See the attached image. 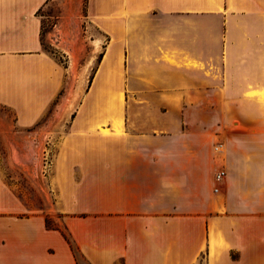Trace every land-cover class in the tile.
Masks as SVG:
<instances>
[{
    "label": "crops",
    "instance_id": "1",
    "mask_svg": "<svg viewBox=\"0 0 264 264\" xmlns=\"http://www.w3.org/2000/svg\"><path fill=\"white\" fill-rule=\"evenodd\" d=\"M47 1L0 0V106L17 131L66 89L41 43ZM86 12L103 51L82 100L58 107L70 120L48 172L86 263L264 264V0H86ZM215 104L219 155L195 117ZM0 264H77L1 174Z\"/></svg>",
    "mask_w": 264,
    "mask_h": 264
},
{
    "label": "rangeland",
    "instance_id": "2",
    "mask_svg": "<svg viewBox=\"0 0 264 264\" xmlns=\"http://www.w3.org/2000/svg\"><path fill=\"white\" fill-rule=\"evenodd\" d=\"M37 14L42 21L43 49L53 54L66 69V89L61 90L54 106L38 125L24 130L17 131L12 113L0 106V174L9 190L23 201L25 214L39 212L45 215L49 226L67 232L54 206L55 193L49 184L48 169L44 172L43 152L48 150L52 160L58 150L59 140L70 120L60 115L58 107L66 101V109L75 108L82 100L101 57L105 38L93 36L96 32L87 18L86 0H48ZM217 97V102H222V96ZM195 117L214 129L212 151L221 154L224 148L222 105L200 110ZM45 123L49 127L38 128ZM219 143L222 146L216 149ZM80 263L85 264L82 260Z\"/></svg>",
    "mask_w": 264,
    "mask_h": 264
},
{
    "label": "built area",
    "instance_id": "3",
    "mask_svg": "<svg viewBox=\"0 0 264 264\" xmlns=\"http://www.w3.org/2000/svg\"><path fill=\"white\" fill-rule=\"evenodd\" d=\"M222 146V144L221 143H219V145H218V147H215L216 149L217 148H219V147H221ZM43 154H44V172L48 169V171H49V169H50V167H51V162H52V160H51V158L49 157V153H48V150H46V151H44L43 152ZM224 176H225V172H224V170L222 169V168H219L216 172H215V174H214V186H213V191L214 192H218V190H219V185L221 184V182L223 181V179H224Z\"/></svg>",
    "mask_w": 264,
    "mask_h": 264
},
{
    "label": "trees",
    "instance_id": "4",
    "mask_svg": "<svg viewBox=\"0 0 264 264\" xmlns=\"http://www.w3.org/2000/svg\"><path fill=\"white\" fill-rule=\"evenodd\" d=\"M45 225H46V227H48V228L58 229V228L55 227V226H49V225L47 224L46 218H45ZM58 230H59V229H58ZM59 231L61 232L62 236H63L64 239L67 241V243L69 244V246H70V248H71V250H72V252H73V255H74V257H75L76 263H77V264H81L80 261L82 260L85 264H87L86 261L84 260V258L82 257V255L79 253L77 246L75 245V243L73 242V240H72L71 237L69 236L68 232H63V231H61V230H59Z\"/></svg>",
    "mask_w": 264,
    "mask_h": 264
}]
</instances>
